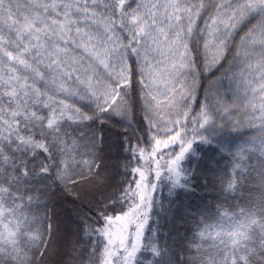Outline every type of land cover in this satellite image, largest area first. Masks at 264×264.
Instances as JSON below:
<instances>
[{"label": "clouds", "instance_id": "clouds-1", "mask_svg": "<svg viewBox=\"0 0 264 264\" xmlns=\"http://www.w3.org/2000/svg\"><path fill=\"white\" fill-rule=\"evenodd\" d=\"M139 3L140 0H116V15L111 18V31L107 33L110 43L124 46L114 50L113 56H123L126 70L130 66L123 91L132 108L129 115L113 116L105 124L112 125L118 120L120 124L116 126L125 133L127 145L137 142L150 145L155 133L163 134L157 128L160 110L149 95L155 89L148 79L146 60L142 53L131 50L141 48V42H147L151 47V33L157 27L144 8L137 7ZM121 4H124L123 10ZM59 6L60 0H42V17L55 14ZM135 12L143 15L141 20L133 22L131 16ZM143 21H147L146 32L133 35L129 27ZM43 22L49 24L42 34L43 44L25 54L27 63L5 57V63L12 62L13 65L9 69L10 75L26 81L27 88L18 89L15 95L7 88H0V121L3 122L0 123V264H13L14 257L10 255L13 247L27 253L29 264H56L51 257L54 255L52 217L57 197L63 198L69 206L73 201L81 204L80 209L73 207V213L81 225V240L89 242L84 252V243L73 240L68 255L60 264H108L106 238L99 231L103 223L82 205L81 194L87 189L83 183L87 179V170L74 165L73 175L67 183L56 176L57 168L64 167L66 145L76 143V160L79 161L91 156L88 141H98L99 129L91 126L94 121L100 122L96 119L94 105L80 103L79 97H72L70 93L80 87L83 64L89 62V56L79 42L87 32L96 33L99 26L94 21L80 20L77 24L86 31L77 30L74 24L70 32H65L50 21ZM242 30L229 41L225 55L211 70L206 65L203 47L197 44L196 36H192L191 48L185 56L187 66L175 77L177 84L182 85L176 96L178 107L174 105L165 118H175L189 107L193 111L204 109L211 119L202 123L195 133L189 130L186 135L206 136L207 139H193L176 171L165 166L158 177L151 178L153 195L141 237L145 254L151 253V261L137 256L136 264H156V257L169 252L147 231L153 209L163 208L177 189L191 187L197 178L204 153L197 151L194 145L206 147L225 133L240 134V138L223 148L226 160L216 180L224 199L217 202L214 219L196 226L179 252L176 264H264V114L258 108L253 111L250 97L237 88L241 74L251 75L258 67L257 55L245 57L240 51L238 36ZM27 40L29 34L18 41V46L24 47L23 41ZM130 40L136 43L130 44ZM150 56L147 63L159 59L156 52H151ZM95 70L100 76L104 73L103 66H96ZM0 82H8L2 74ZM36 89L40 90L39 94ZM50 97L58 99L45 104ZM64 100L70 105L75 104L85 117L91 115L92 119L73 120L63 115L55 125H49L52 109L55 108L59 115L64 110ZM140 120L145 125L147 143L143 142L137 128ZM179 151L177 141L165 146L166 158L178 155ZM131 161L134 166L133 157ZM138 190L139 186L132 182L129 174L113 199L127 209L139 203ZM112 214V210H108V215ZM120 214L119 210L115 213L116 216ZM134 228L135 224L130 226V230ZM153 248L159 255L152 251Z\"/></svg>", "mask_w": 264, "mask_h": 264}, {"label": "snow or ice", "instance_id": "snow-or-ice-1", "mask_svg": "<svg viewBox=\"0 0 264 264\" xmlns=\"http://www.w3.org/2000/svg\"><path fill=\"white\" fill-rule=\"evenodd\" d=\"M41 2L42 0H0V74L8 81L0 82V88H7L13 95L18 89L27 88L26 81L10 75L9 69L13 65L12 62L5 63V57L10 56L12 61L27 63L25 54L31 48L43 44L42 34L49 28V24L43 21H50L65 32H70L71 25L74 24L77 30L86 31L80 28L77 21H94L99 26L97 32H87L79 42L88 54L89 62L83 64L84 76L80 77V87L70 95L79 97L80 103L90 102L94 105L96 119L102 124L113 116L129 115L132 103L123 89L129 79L130 66L126 70L123 56H113L114 50L124 46L110 43L107 37V33L111 31L109 22L116 15V0H60L56 13L46 18L41 15ZM120 7L123 10L124 4ZM137 7L144 8L157 26L155 32L151 33V47L147 46V42H141V48L133 47L131 50L142 53L146 60L148 79L155 89L149 95L154 106L160 110L161 120L157 123V128L163 133H155L150 145L139 142L127 145L135 163L132 166L133 162L130 160L125 165L132 182L139 186V203L130 205L127 209L122 205L113 207V214L108 215L109 207L117 205V201L98 192L99 186L105 182V175L99 171L100 164L95 152L98 142L96 139L88 141L90 158L79 161L76 160V143L66 145L64 167L56 170L57 178L65 183L72 177L74 165L87 170V179L83 182L87 189L81 194V200L91 199L97 205L98 215L103 220L99 231L106 238L108 264H136L138 253L143 248L141 237L149 218L153 195L151 178L158 177L161 168L165 166L176 171L184 153L191 148L193 139H207L206 136L186 135L189 130L195 133L202 123L206 124L211 119L206 110L193 111L189 107L175 118H165L174 105L178 107L176 96L182 85L177 84L175 77L181 68L187 66L185 56L191 48L193 35L197 38V44L203 47L206 65L211 70L225 55L229 41H233L238 31L243 29L238 36L240 51L245 57L257 55L258 67L251 75L242 73L237 88L250 97L249 103L253 111L258 108L264 114V0H140ZM142 15L141 12H135L131 21L141 20ZM146 30L147 21L129 27L133 35ZM25 34H29V40L23 41L24 47H19L18 41ZM129 43L136 42L130 40ZM151 52H156L159 56L155 63H147L151 59ZM96 66H103L102 76L95 70ZM36 92L39 94L40 90L36 89ZM57 99L50 97L44 103L50 104ZM62 103L64 110L59 115L55 108L52 109L49 125H55L63 115L73 120L92 119L91 115L85 117L75 104L70 105L67 100ZM173 141L180 144L179 154L166 158L165 146L171 145ZM176 174L178 178V171ZM117 210L121 213L119 216L115 215ZM133 224L135 242L133 243L131 231H128L125 243L124 230L130 229ZM113 226L119 232V240L116 239ZM49 232L51 233L50 225ZM152 251L159 255L155 248ZM10 255L14 257L13 264H29L27 253L22 250L13 247Z\"/></svg>", "mask_w": 264, "mask_h": 264}, {"label": "trees", "instance_id": "trees-1", "mask_svg": "<svg viewBox=\"0 0 264 264\" xmlns=\"http://www.w3.org/2000/svg\"><path fill=\"white\" fill-rule=\"evenodd\" d=\"M119 124L118 120H114L112 125L102 124L98 121H94L91 125L98 128L100 132L95 152L96 159L100 164L99 171L105 175V182L99 186L98 192L104 193L105 197H115L130 174L125 162L131 160L132 154L127 150V142L124 139L125 133L116 126ZM137 128L143 142L147 143V135L144 132L145 125L142 120L138 121ZM239 138L240 134L225 133L215 143L206 147L200 144L194 145L197 151L204 153V160L200 162V173L197 174V178L191 187L177 189L163 208L154 207L152 218L149 221L147 231L162 247L169 249L167 254L156 257V264H176L179 252L184 249L186 241L191 237L196 226L203 221L215 218L217 202L224 199L217 188L216 180L226 160V153L223 148L227 143L235 142ZM82 205L90 215L95 216L100 223H103L102 218L98 215L97 205L91 199L83 200ZM118 206V203L110 206L109 210ZM73 207L80 209L81 204L73 201L72 206H69L60 197L54 201L52 217L54 223L52 234L54 255L51 258L56 264H60L68 255L69 244L73 240L83 242L84 252L87 251L89 242L81 240V225L73 213ZM113 231L116 232V239L119 240V232L116 226H113ZM124 231V242L127 243L126 233L131 231L134 243L135 230ZM81 254L83 255V253ZM141 257L151 261V253L146 255L143 248L138 253V259Z\"/></svg>", "mask_w": 264, "mask_h": 264}]
</instances>
